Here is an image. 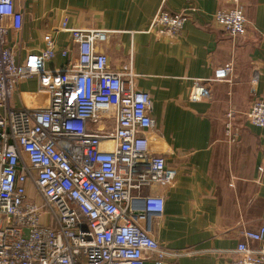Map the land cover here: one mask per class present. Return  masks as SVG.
<instances>
[{
	"label": "built area",
	"instance_id": "2783aa9c",
	"mask_svg": "<svg viewBox=\"0 0 264 264\" xmlns=\"http://www.w3.org/2000/svg\"><path fill=\"white\" fill-rule=\"evenodd\" d=\"M214 12L213 21L232 38L247 32L239 0ZM164 0L149 29L156 37H177L188 19L185 10L171 12ZM23 13L15 0H0V264H155L181 252L162 246L151 234V218L164 210V198L152 185L171 186L176 170L151 148L155 127L153 102L137 89V74L128 64L111 70L99 49L110 30L67 26L77 55L62 68L46 70L58 49L50 33L44 46L23 60L8 45L10 30L19 31ZM232 62L213 75L196 79L190 100L211 98L210 84L231 80ZM36 77L33 92H18L21 80ZM247 120L264 126V100H255ZM234 111L224 115V134L235 141L240 127ZM261 169V167H260ZM264 230L245 231L260 241ZM225 264H264V245L240 242Z\"/></svg>",
	"mask_w": 264,
	"mask_h": 264
},
{
	"label": "crops",
	"instance_id": "0c3cea01",
	"mask_svg": "<svg viewBox=\"0 0 264 264\" xmlns=\"http://www.w3.org/2000/svg\"><path fill=\"white\" fill-rule=\"evenodd\" d=\"M22 9L19 31L7 35L18 60L43 46L50 33L59 51L45 61L48 71L62 68L77 55L67 26L102 28L112 33L99 49L111 70L128 64L137 74V89L153 102L155 127L147 133L151 148L176 170L171 186L152 185L150 192L164 198V210L151 218V234L164 247L181 252L167 255L162 264H225L240 242L253 249L264 245L246 239L245 231L264 230V126L246 118L249 105L264 100V0H239L244 6L247 32L232 38L213 21L231 0H164L171 12L185 10L188 19L175 38L156 37L149 23L161 0H15ZM232 62L229 82H212L209 100H190L196 79ZM36 77L21 80L18 92L36 90ZM232 108L240 134L228 142L224 115ZM261 167V169H260ZM154 254L144 264H155Z\"/></svg>",
	"mask_w": 264,
	"mask_h": 264
}]
</instances>
